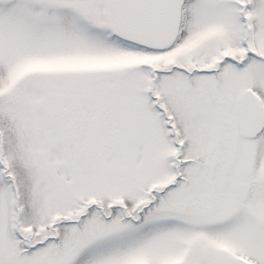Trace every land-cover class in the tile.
Instances as JSON below:
<instances>
[{
  "label": "snow or ice",
  "instance_id": "1",
  "mask_svg": "<svg viewBox=\"0 0 264 264\" xmlns=\"http://www.w3.org/2000/svg\"><path fill=\"white\" fill-rule=\"evenodd\" d=\"M0 264H264V0H0Z\"/></svg>",
  "mask_w": 264,
  "mask_h": 264
}]
</instances>
